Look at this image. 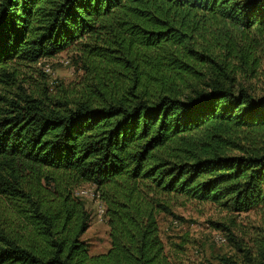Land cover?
Returning <instances> with one entry per match:
<instances>
[{"label": "trees", "instance_id": "1", "mask_svg": "<svg viewBox=\"0 0 264 264\" xmlns=\"http://www.w3.org/2000/svg\"><path fill=\"white\" fill-rule=\"evenodd\" d=\"M70 49L79 80L24 87L18 65ZM263 61L264 0H0V264H173L170 201L264 210V91L237 82ZM243 251L220 264H264Z\"/></svg>", "mask_w": 264, "mask_h": 264}, {"label": "rangeland", "instance_id": "2", "mask_svg": "<svg viewBox=\"0 0 264 264\" xmlns=\"http://www.w3.org/2000/svg\"><path fill=\"white\" fill-rule=\"evenodd\" d=\"M76 55L75 50L70 49L47 60L54 71V75L49 76L52 90L61 83L69 85L79 80L82 71L75 63ZM62 59H68L70 64L61 63ZM42 66L39 63L17 66L20 78L26 80L23 85L27 90H32L42 79ZM237 82L252 87L256 94H261L264 91V61L256 76L249 78L242 74L237 75ZM6 89L0 87V94L6 93ZM86 185L88 184L77 188ZM79 198L83 200L92 217L91 225L82 238L88 242L92 254L106 252L110 248L109 225L107 221L98 220L97 207L93 200ZM170 206L172 213L161 212L158 220L161 238L173 264H220L222 256L241 261L245 258L243 250H250L252 255H258L264 241L263 209L233 213L211 202L183 197L170 201ZM1 210L0 208V216ZM176 220L178 225L174 222ZM218 236L225 238V241H218Z\"/></svg>", "mask_w": 264, "mask_h": 264}, {"label": "built area", "instance_id": "3", "mask_svg": "<svg viewBox=\"0 0 264 264\" xmlns=\"http://www.w3.org/2000/svg\"><path fill=\"white\" fill-rule=\"evenodd\" d=\"M49 59H42L39 62V65H43L42 66V70L48 75V76H52L54 75V71L50 65V63L47 61ZM61 63L65 64V65H69L70 61L61 60ZM74 195L77 197H85V198H89L91 200H93L96 203V207H97V218L99 221H106V205L104 203V201L101 198V194L100 192L97 190L96 186L94 184H88L86 186L77 188L74 190ZM176 225H178V221H174ZM218 241H225V238H222L221 236L217 237Z\"/></svg>", "mask_w": 264, "mask_h": 264}]
</instances>
